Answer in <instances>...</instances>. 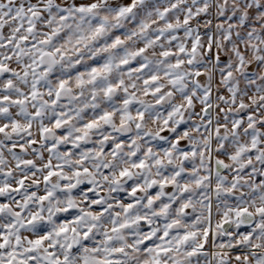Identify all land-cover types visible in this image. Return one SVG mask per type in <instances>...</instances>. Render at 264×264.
<instances>
[{
	"label": "snow or ice",
	"instance_id": "1",
	"mask_svg": "<svg viewBox=\"0 0 264 264\" xmlns=\"http://www.w3.org/2000/svg\"><path fill=\"white\" fill-rule=\"evenodd\" d=\"M0 264H264V0H0Z\"/></svg>",
	"mask_w": 264,
	"mask_h": 264
}]
</instances>
